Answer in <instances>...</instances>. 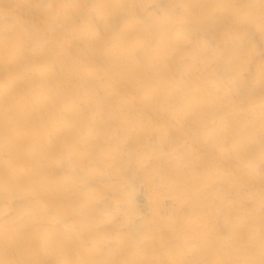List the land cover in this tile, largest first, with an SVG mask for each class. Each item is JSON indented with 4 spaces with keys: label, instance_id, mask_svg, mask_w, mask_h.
<instances>
[{
    "label": "bare ground",
    "instance_id": "bare-ground-1",
    "mask_svg": "<svg viewBox=\"0 0 264 264\" xmlns=\"http://www.w3.org/2000/svg\"><path fill=\"white\" fill-rule=\"evenodd\" d=\"M0 264H264V0H0Z\"/></svg>",
    "mask_w": 264,
    "mask_h": 264
}]
</instances>
